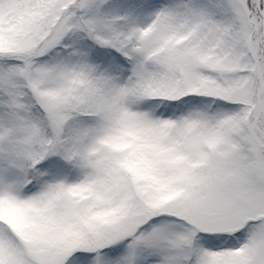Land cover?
<instances>
[{
	"label": "rangeland",
	"instance_id": "1",
	"mask_svg": "<svg viewBox=\"0 0 264 264\" xmlns=\"http://www.w3.org/2000/svg\"><path fill=\"white\" fill-rule=\"evenodd\" d=\"M103 1L57 0L48 10L43 24L35 27L32 34L23 36L14 46L16 53L12 50L4 53L9 59H24V72L32 95L50 117L58 136L64 127V116L59 107L68 98L67 89L81 82L67 80L63 72L37 63L34 57L59 43L73 26L89 29L95 26L93 10ZM228 1L239 20L241 34L250 39L249 51L240 57L228 55L226 59H211L215 66L210 79L214 82L219 80L220 85L209 92L245 103L250 113L249 132L244 135L245 146L231 158L201 168V178L170 200L146 202V192L142 186H137L133 208L116 222L89 233L87 241L78 240V247L93 250L129 238L141 253L144 249L153 250L136 264H171L173 249H181L189 255L192 253L188 245H183L182 238L186 240L183 233L188 231L193 237L198 231L224 232L227 240L219 246L200 243L193 264H218L223 256L228 257L226 264H264V147L257 146L250 130V122L259 109L255 132L264 141V11L259 14L257 30L250 29V23L256 27V22L250 19L253 12L248 10L251 6L248 1ZM259 1L255 0V7ZM181 2L148 0L144 5L133 8L123 53L116 68L112 66L100 73L98 69H92L87 54L82 52L75 69L94 74L92 79L97 89L95 120L90 123L84 139L77 144L79 158L76 166L71 170L42 171L30 187L26 185L27 173L31 163L35 164L38 159L35 154L39 153L30 143L35 136L36 118H28L27 111L21 108L23 90L17 83L21 69L0 65V219H11L16 214L22 226L28 227L29 209L46 212L49 207L60 206V212L78 204L81 208L96 211L112 204L114 188L108 173L110 163L120 155V150L138 141L139 137L154 141L159 148L170 146L166 153L159 151V162L174 155L182 158V161L174 159L169 163L171 165L162 168L159 176L157 169L152 168V176L156 174L160 179H167L181 162L203 149L197 139L199 128L210 132L211 127L220 126L223 121L217 113L206 114L203 123L189 133L185 149L177 150L171 147L176 126L196 118L194 103L178 115L171 102L144 100L138 90L143 76L146 77V85L157 83L155 62L161 60L166 64L170 78L167 88H172L174 72H177L175 68L179 70L184 59L183 48L178 46L175 49L173 46L188 35L186 30L176 32L183 22L182 18H177ZM27 10V0H0V21H21ZM103 33V42L117 43L111 30H103ZM198 37H195L194 43L198 41V45L192 50L191 59L181 64L184 66L183 85L192 83L197 74L193 62L199 59L205 47ZM166 45L169 50L164 49ZM88 49L89 44L84 47L85 51ZM157 51L159 54L149 62L148 58ZM166 128L170 131L164 137L162 134ZM48 140L45 137L44 142ZM45 146L42 148L47 149ZM160 212L179 216L185 223L178 230L170 228L158 218ZM30 247L40 264H61L67 255L63 249L48 250L40 241L31 243ZM13 253L14 249L2 253L0 264H11L17 254ZM29 264H34V261L31 259ZM112 264H133L132 252L127 251L120 261Z\"/></svg>",
	"mask_w": 264,
	"mask_h": 264
},
{
	"label": "trees",
	"instance_id": "2",
	"mask_svg": "<svg viewBox=\"0 0 264 264\" xmlns=\"http://www.w3.org/2000/svg\"><path fill=\"white\" fill-rule=\"evenodd\" d=\"M146 1L104 0L93 10L92 21L95 26L91 29L86 26H73L59 43L34 57L37 63L63 72L67 80L81 82L67 89L68 98H65L66 102L64 100L59 107L64 116V127L59 136L49 120L50 117L32 95L24 72V59L16 57L9 59L8 56H4L10 50L16 53L14 46L19 44L23 36L32 34L35 27L43 24L44 18L49 14L48 10L57 0H27V14L21 21L9 20L5 23L0 21V54H3L0 57V65L2 67L12 65L15 69L18 66L21 69L17 83L23 89V105L30 113L35 114L37 121L34 128L35 136L30 142L32 148L39 150V153L35 154L38 156L35 164L51 169H57L62 165L73 167L77 156V144L84 137L88 124L94 120L97 111L96 87L91 74L75 69L82 52L87 54L89 64L95 69L102 70L105 65L116 62L122 53L124 37L130 27L132 9ZM247 1L251 5L248 10L253 12L250 19L256 22V27L250 23L249 28L257 30L260 19L258 8L255 7V0ZM261 9L264 11V0L261 1ZM179 17L183 18V23L178 26L177 33L181 30L188 32L182 41L175 42L173 46L175 49L178 46L183 48L184 59L181 64H186L191 59L192 50L198 45V41L194 43L197 35L200 43L205 46L198 56L199 59L193 62L197 74L192 83L183 85L181 80L184 66L180 64L179 70L175 68L177 72H174L172 88L168 89L170 78L166 71L167 66L163 60L155 62L157 83L155 86H145L142 89L144 98L170 100L179 113L185 104L197 101L194 107L196 118L190 123L181 122L176 128L172 144L177 150L185 149L189 133L195 126L203 123L206 114L217 113L223 123L211 127L210 132L200 127L197 139L201 141L203 149L190 156L187 161L181 162L178 168L169 173L167 179L157 177L163 172L162 168L171 165L169 163L174 159L179 158L182 161V158L174 155L164 162H159V153H166L169 146L157 148L154 141L139 137L140 139L134 141L129 148L120 151L116 159H112L108 173L114 188L113 203L104 206L103 209L95 211L87 207L81 208L77 204L63 208L60 212V206L51 207L46 212L29 210L28 227L22 226L18 215H13L11 219H3L0 225V255L6 250L14 249L13 255L17 254L11 264H29L31 259L34 264L36 262L40 264L30 247L35 241H40L48 250L54 251L58 248L66 251L67 255L61 264H110L132 248L131 239L124 238L93 250L78 247L80 245L78 240L87 241L89 233L96 232L124 217L135 204L137 186H142L146 192V202L161 203L170 200L181 195L189 185L201 178V168L209 163L231 158V155L239 153L240 148L245 146L244 135L249 132L250 116L245 103L209 91L220 85L219 80L214 82L210 79L214 74L212 68L215 66L211 59L213 57L226 59L228 55L240 57L243 53H248L250 39L241 34L239 20L228 0H184L180 6ZM103 30H111L117 43L103 42ZM207 38L210 39L206 41ZM87 44L89 50L85 51L84 47ZM165 50H169L167 46ZM250 60L253 62V58ZM168 132L169 129L162 136L166 137ZM45 137L50 140L44 142ZM44 144L48 146L47 149L42 148ZM137 159L138 163L135 164ZM33 163L30 167H33ZM152 168L157 169V176L156 174L152 176ZM158 218L175 230L180 229L185 223L179 216L162 212L158 214ZM182 235L187 240L182 238L183 245L185 247L188 245L192 253L189 255L181 249L173 251L171 264H192L201 242L220 244L227 238L224 232L198 231L191 237L187 231ZM134 254L140 256L138 250L134 251ZM226 259L228 257L223 256L218 264H226Z\"/></svg>",
	"mask_w": 264,
	"mask_h": 264
},
{
	"label": "water",
	"instance_id": "3",
	"mask_svg": "<svg viewBox=\"0 0 264 264\" xmlns=\"http://www.w3.org/2000/svg\"><path fill=\"white\" fill-rule=\"evenodd\" d=\"M256 101L259 102V99H258L257 96H256ZM257 118H258V114H256V115L254 116V119H253V121H252V123H251V128H252V130H254V128H255V124H256V122H257ZM253 137H254V139L256 140V142L258 143V145H260V146H264V142H262V141L260 140V138H259L255 133L253 134Z\"/></svg>",
	"mask_w": 264,
	"mask_h": 264
}]
</instances>
